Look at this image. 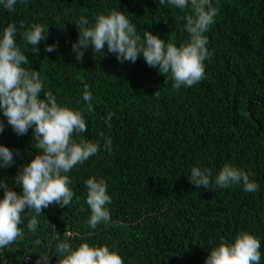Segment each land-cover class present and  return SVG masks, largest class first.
I'll list each match as a JSON object with an SVG mask.
<instances>
[{"label": "trees", "instance_id": "16d2710c", "mask_svg": "<svg viewBox=\"0 0 264 264\" xmlns=\"http://www.w3.org/2000/svg\"><path fill=\"white\" fill-rule=\"evenodd\" d=\"M212 3L218 14L205 33L211 56L204 78L180 89L142 55L121 63L106 45L105 55L89 47L78 61L74 22L84 16L92 25L99 14L120 10L141 39L150 30L179 46L189 39L184 17L190 8L159 6L158 0H18L14 11L0 4V36L9 24L17 26V46L29 58L24 67L39 72L44 91L60 105L83 111L88 130L80 135L101 145L67 173L74 192L67 207L43 209L35 232L27 227L35 212L22 213L23 238L0 248V264H58L55 245L64 240L73 248L108 245L123 264H205L221 238L232 242L242 231L259 239L264 264V0ZM33 24L49 26L39 53L23 36ZM51 44L56 51L46 52ZM85 85L91 111L82 98ZM0 121V144L14 156L12 165L0 168V180L19 193L15 178L38 152L33 129L17 135L2 111ZM104 138H111V151L104 150ZM225 164L249 173L258 189L218 188L215 176ZM193 167L211 171L208 189L190 183ZM93 176L107 182L112 198L110 222L95 229L86 204V180Z\"/></svg>", "mask_w": 264, "mask_h": 264}, {"label": "clouds", "instance_id": "9594fccd", "mask_svg": "<svg viewBox=\"0 0 264 264\" xmlns=\"http://www.w3.org/2000/svg\"><path fill=\"white\" fill-rule=\"evenodd\" d=\"M17 3L18 0H0V4L10 11L15 10ZM158 4L181 10L191 9L190 14L184 17V27L189 34L187 42L177 46L150 30L145 31L141 39L136 27L122 11L111 10L107 14H99L92 25L84 16L74 22L79 29L77 41L72 45L76 59L82 60L89 47L103 56L106 45L107 52L115 54L121 63H135L142 55L149 67L157 68L165 77L170 75L176 89L198 84L205 75V60L211 56L205 33L215 22L218 8L212 0H158ZM48 31L49 26L33 24L30 30L23 33L33 52L39 53L37 45L47 39ZM17 32V26L9 24L0 36V111L17 135H26L29 128L33 129L38 152L15 178V183L22 189L19 193L6 181L0 180V189L4 192L0 199V248L23 238L20 228L22 213L29 210L35 212L27 225L35 232L37 216L43 213V209L53 204L67 207L74 196L67 173L101 149L99 141L91 142L80 135L88 130L83 111L60 105L51 91H44L39 72L24 67L29 58L17 46ZM54 51L56 44L46 45V52ZM82 98L91 111L93 96L87 85ZM113 115L109 113L107 119L111 120ZM3 131L4 123L0 121V133ZM74 136H79V140ZM111 147V138H104V150L111 151ZM13 163V150L0 144V168H7ZM211 177L210 170L200 167H193L188 175L190 183L196 188L203 186L205 189L212 183ZM214 182L221 189L241 184L245 192H255L259 187L250 180L249 173L232 164H225ZM86 187V204L90 208L88 224L95 229L100 223L110 222L107 205L112 198L103 178L89 177ZM53 239L59 240L55 230ZM55 247L58 264H123L119 252L108 245L92 246L82 242L73 248L64 240ZM260 247L255 235L242 231L232 242L221 238L218 246L210 250L205 264H260ZM43 258L47 260V257Z\"/></svg>", "mask_w": 264, "mask_h": 264}]
</instances>
